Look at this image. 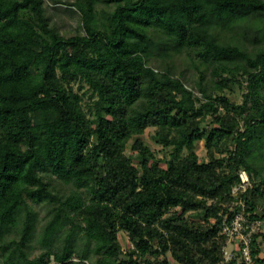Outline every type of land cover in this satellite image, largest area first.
<instances>
[{
    "label": "trees",
    "instance_id": "1",
    "mask_svg": "<svg viewBox=\"0 0 264 264\" xmlns=\"http://www.w3.org/2000/svg\"><path fill=\"white\" fill-rule=\"evenodd\" d=\"M70 5L84 33L67 37L45 0H0L3 264H221L237 214L264 223V0ZM181 55L200 96L174 73ZM150 129L161 150L139 138ZM257 238L241 264H264Z\"/></svg>",
    "mask_w": 264,
    "mask_h": 264
},
{
    "label": "rangeland",
    "instance_id": "2",
    "mask_svg": "<svg viewBox=\"0 0 264 264\" xmlns=\"http://www.w3.org/2000/svg\"><path fill=\"white\" fill-rule=\"evenodd\" d=\"M75 1L76 0H45L47 12L52 18V23L58 28V30L60 31L62 35L67 36V37L73 36L78 33H84L81 14L79 13V11L76 10L74 6L70 5L71 3ZM101 5L106 6L104 3H101ZM236 33L237 31H233V33L230 32L227 34L230 36V35H237ZM240 39L244 41L245 44H247V46L249 47V50L251 51L252 47L254 46V43L252 42L249 43L248 41H245L242 38ZM263 40H264V36H263ZM262 45L264 46V41ZM172 63L174 67V73L176 74V76L181 77L184 80V82L187 84V86L190 89H192L198 96H200V93L198 92V89H197L198 72H197L195 65H193V63L189 60V58L186 55L176 56L173 59ZM152 65L159 67V68L165 67V63L159 59L153 60ZM86 89H87V86L85 87V89L81 91V93H83V91H85ZM244 89L245 88L240 87L237 84L232 85L231 88L226 90V94L230 97V99L233 102L241 104L243 101V93L245 91ZM89 95H90V92L87 93V95L85 96V100L88 101ZM152 132H153V129L147 130L146 133L142 136H139V138L144 139L152 147L153 150H157V151L161 150V145L156 143L155 139L153 138ZM196 150L201 159H204L206 157L205 144L203 141L197 142ZM160 156H162V154H160ZM262 157H264V153L262 154ZM256 161L259 162V164L264 169V159L262 160L261 158H258ZM234 189L236 190L235 193H237L239 190L237 189V187H235ZM60 190L61 192L68 193L70 188H68L67 186L65 187L61 186ZM35 209L37 210L39 214V220L41 222L49 218L47 207H44L41 205H35ZM241 213H243V221H242L243 225H244V220L246 221L245 224H248L249 220L247 216L245 215V212L242 211ZM249 225H250V228H255V224L250 223ZM242 233L245 234L244 231ZM254 233L257 234L258 236L257 244H258V248H260V253L263 256L264 254V223H263V226H261L259 229H256ZM119 240L125 250L128 249V247L132 246L127 233L124 231H121L119 233ZM240 240H241L240 236H238L237 242L234 243L233 245L230 244L231 246L229 245L231 251L235 253L239 261V263L237 262V264H241V261H240L241 255L239 254ZM31 252H32V257L40 254L41 250L37 243L35 242L33 243V249L31 250ZM0 264H3V257L1 256V253H0ZM174 264H177V263L175 262Z\"/></svg>",
    "mask_w": 264,
    "mask_h": 264
},
{
    "label": "built area",
    "instance_id": "3",
    "mask_svg": "<svg viewBox=\"0 0 264 264\" xmlns=\"http://www.w3.org/2000/svg\"><path fill=\"white\" fill-rule=\"evenodd\" d=\"M241 179H242V183L237 187V189L243 188L245 190L247 186L250 184V177L246 171L241 172ZM234 192H236L235 189ZM242 221H243V213L237 214L235 219L233 220L232 227L228 229L229 239H228V244L224 247L225 258L221 264H229L236 257L235 253L231 251V249L229 248V245L236 243L238 236H240L241 239L239 250L243 252V256L247 262L249 263L253 262L251 257V249H250L251 238L255 230L260 228L261 223L260 221H256L253 223L255 224V228H250L249 224H245L246 223L245 220H244V225ZM243 231L245 232V234L242 233Z\"/></svg>",
    "mask_w": 264,
    "mask_h": 264
}]
</instances>
